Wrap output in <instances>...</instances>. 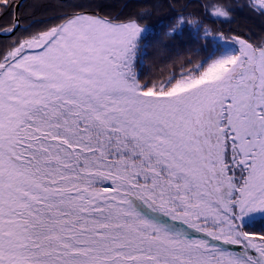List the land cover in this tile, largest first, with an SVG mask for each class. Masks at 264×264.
I'll return each mask as SVG.
<instances>
[{"label": "snow or ice", "instance_id": "obj_1", "mask_svg": "<svg viewBox=\"0 0 264 264\" xmlns=\"http://www.w3.org/2000/svg\"><path fill=\"white\" fill-rule=\"evenodd\" d=\"M187 23L216 50L162 81L136 20L73 10L0 54V264H264V38Z\"/></svg>", "mask_w": 264, "mask_h": 264}, {"label": "trees", "instance_id": "obj_2", "mask_svg": "<svg viewBox=\"0 0 264 264\" xmlns=\"http://www.w3.org/2000/svg\"><path fill=\"white\" fill-rule=\"evenodd\" d=\"M17 1L9 0L12 6L10 14L0 13V32H8L7 29L13 26V9ZM215 6H230V17H214L211 12ZM73 10L117 21L136 20L146 29L142 37L146 55L136 69L142 82L154 76L161 81L166 79L173 70L168 67L173 60L187 57L195 50H199L200 55L194 56V60L216 50V43L211 37L196 38L187 23L188 19L199 22L201 36L206 26L214 35L228 37L227 41L220 40V43H232L233 35L253 43L264 38V15L250 0H27L17 12L23 28L10 38H0V54L5 53L15 41L29 38L52 24L60 23L63 14ZM181 16L185 18L181 28L165 38V34ZM175 70L179 72V64ZM261 230H264V222L259 219L249 229L255 232Z\"/></svg>", "mask_w": 264, "mask_h": 264}, {"label": "water", "instance_id": "obj_3", "mask_svg": "<svg viewBox=\"0 0 264 264\" xmlns=\"http://www.w3.org/2000/svg\"><path fill=\"white\" fill-rule=\"evenodd\" d=\"M25 1L26 0H18L15 3L14 9H13V24H15V23L19 24L18 17H17V11L20 8V6L22 5V3L25 2ZM21 28H23V27L19 24V27L15 30V32H9V31L8 32H0V38H10L16 33V31L18 29H21Z\"/></svg>", "mask_w": 264, "mask_h": 264}, {"label": "rangeland", "instance_id": "obj_4", "mask_svg": "<svg viewBox=\"0 0 264 264\" xmlns=\"http://www.w3.org/2000/svg\"><path fill=\"white\" fill-rule=\"evenodd\" d=\"M252 3H253V2H252ZM255 5L259 8V6H258V0H255ZM255 5H254V6H255ZM261 10L264 11V9H261ZM211 13H213V11H212ZM145 32H146V30H145ZM145 32H144V33H145ZM144 33L142 34V37L145 35Z\"/></svg>", "mask_w": 264, "mask_h": 264}]
</instances>
